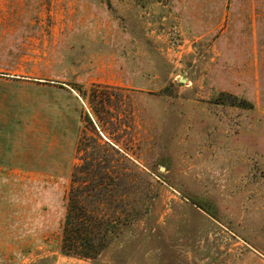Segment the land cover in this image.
Wrapping results in <instances>:
<instances>
[{"label": "rangeland", "instance_id": "rangeland-1", "mask_svg": "<svg viewBox=\"0 0 264 264\" xmlns=\"http://www.w3.org/2000/svg\"><path fill=\"white\" fill-rule=\"evenodd\" d=\"M96 139L150 213L84 260L61 225ZM0 264H264V0H0Z\"/></svg>", "mask_w": 264, "mask_h": 264}, {"label": "trees", "instance_id": "trees-1", "mask_svg": "<svg viewBox=\"0 0 264 264\" xmlns=\"http://www.w3.org/2000/svg\"><path fill=\"white\" fill-rule=\"evenodd\" d=\"M92 143L73 172L61 225V253L84 260L97 259L150 213L146 173L110 142Z\"/></svg>", "mask_w": 264, "mask_h": 264}, {"label": "water", "instance_id": "water-1", "mask_svg": "<svg viewBox=\"0 0 264 264\" xmlns=\"http://www.w3.org/2000/svg\"><path fill=\"white\" fill-rule=\"evenodd\" d=\"M162 171H164V168H161Z\"/></svg>", "mask_w": 264, "mask_h": 264}]
</instances>
